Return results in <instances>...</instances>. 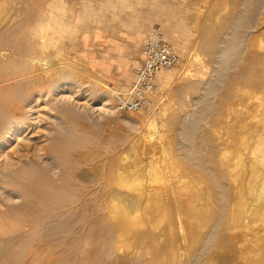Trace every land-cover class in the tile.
I'll return each mask as SVG.
<instances>
[{"label": "rangeland", "instance_id": "374dc122", "mask_svg": "<svg viewBox=\"0 0 264 264\" xmlns=\"http://www.w3.org/2000/svg\"><path fill=\"white\" fill-rule=\"evenodd\" d=\"M23 1L24 0H7L5 5L6 10L9 11V13H17L18 9L20 10L21 7L23 8L27 4V2L24 3L25 1ZM75 1L72 3L73 6L75 5V8L70 5L73 10L68 6L70 9H67V13H65L68 14L70 11V14L78 15L79 17L81 16L83 18V23L75 20L72 22L73 24L71 23L70 25L79 27L82 24L81 26L83 27V32L80 34L82 38V46L78 47V50L80 49L81 52L79 50L77 52L78 54L75 53L69 56V62L72 63L69 64V68L63 69L65 71H63V76L59 77V75L51 74L48 76L50 78L45 79L47 76V69L45 70V66L43 67L40 63H38V60H40L42 57H47V55L35 50L36 47L30 40H28L26 43V37L19 33L25 29V26L18 25L16 30H21L15 31L17 32L15 33L16 35H14L15 38L13 41L11 40V43H14L15 40V45L17 44L16 46L27 49L24 51L25 57L22 58L15 55L16 61H14L15 63L12 64H15V72L19 73L15 74L16 77L20 76V79L16 81L14 85L12 84V87L15 86V89H17L15 90L16 94L18 93V95L15 94V97L17 96L19 100L22 98L21 101L24 99V101L21 102L22 110H19L17 113H15L17 114L16 119L19 118L16 120L19 124L16 126L17 130L14 131L10 137H6V134H4L3 139H0V264H109L107 257H103V253L108 247V242L110 239V243H112V236H107L106 233H103L99 235L98 239L95 241L94 237L92 236L94 230L106 232L109 229H106L105 225H101V222H99L101 221L99 217L91 216L90 214L88 215L87 213L90 212L87 210L93 206L96 209L99 207L97 209L99 211L104 208L103 185L107 169L109 166H116L121 158L122 153L128 150L130 147V142L134 140L137 141V138L141 133V129L139 130L138 123L132 118L136 113L119 114L113 101L114 96L107 93L105 91L106 89L103 88H105V84H108L114 87L116 91L129 83V81L133 78L139 63L137 55L140 46L148 39L156 36V34L163 35L170 43L172 48L178 53L180 58L179 62L175 66L165 69V71L171 69H180L183 61L185 62L186 57H188L187 55L191 54L189 56L191 57L193 54V51L190 50V48H185L184 50L180 49V51L176 50L165 32L160 30L162 25H167L166 22H168V19L172 17V11L170 10L167 13H164L161 8H155L156 2L154 0H128V5L126 7L123 6L125 0H111L112 6H114H109L107 9L106 4H109L110 0H91V4L94 6L91 8L89 7L87 9V13L85 14H83L80 9L82 3L78 0ZM256 1L259 3V0H247V5L245 4L246 2H243L238 8H230L229 10L223 9V16H229L232 18L229 19L225 24V21H218L220 19H217L218 23L215 21L216 23H213L214 25L212 24V31H209V36L210 40H214L216 46L208 43L209 47H202V49H200V53L202 52L203 54L201 53L199 58L195 60L196 63L193 58L194 56H192L193 69L191 72H189L190 74H183L184 77L181 78L182 88L178 89L174 88L177 86H173V88H171L173 90L172 97H166L167 99L165 98L164 103L161 104L163 107H167V105H169L168 116L175 120V125L171 133L166 137H163L161 143H159L157 147L152 144L153 147L151 146L149 151L151 150V154L158 162L162 159L168 160L172 158V161L175 162L173 166L174 169L172 173H167L166 177H168L169 181H172L173 183H176L181 177L185 180V182H190L188 183L189 187L195 184L196 186L190 187L193 190L192 191L190 189L189 191L191 196V191L194 195V191L199 189L196 191V194L199 193V191L201 192L199 194L202 197L204 196L202 201L205 198L207 201H204V205L207 209L209 208L208 210L206 209L207 211L203 209V213L209 212L207 215L208 217L205 216V213L202 214V212H200V216L202 218L204 217L206 220H204V218H200L202 220L192 223L195 228L201 229H199V232L196 234L191 246H189L185 252L182 250L184 253L181 252L182 256L180 254V261L182 260L181 264H201L202 259H204L206 256L205 252L208 256L211 254L209 252H213L214 249H216L215 247L218 244V237L220 235L219 231H222L220 227L222 228V225H224L225 221L228 222H226L225 226L232 224V222L235 223L230 217V212L232 211L230 209H237V207L231 204L232 198H230V184L232 182L230 180V176L232 174L230 171L235 166V162L234 160H226V158L223 157V154H221L225 150H221L222 146L221 148L219 147L223 142H226L225 139L229 137L226 134V130L229 131V129H226V127L231 128L233 131L232 128L235 126L236 121L234 120L235 112L233 110L229 111V109H226V101H229V96L236 92V89L234 88L237 84V87H243L241 86V83H248L247 81H243L241 77L242 73H245V69L247 68V64L244 63L241 54L249 43L248 36H250V33L253 31L250 29V27L252 28L254 21H257V19L254 20V18L257 17L256 15H259L257 13L261 9L257 8L258 3ZM263 1L264 0H262V2ZM250 3L253 5L255 4L256 7ZM77 6L79 7V10ZM258 6L260 7L261 4ZM108 10L110 11L109 13ZM181 13L188 19L183 24V26L194 28L193 13L187 12L185 10H181ZM98 14L100 17H98ZM106 15H109L108 17L110 19H108V17L105 18ZM133 15L134 18L136 20H140V23L145 27H148L145 24L147 20H151V24L154 25V27L152 26L151 29L147 30L146 28L143 30L137 29L136 32H134L135 30L133 29L132 33L143 35L141 36V39H139V41L135 44L132 43L128 35V33H131L128 30V27H132V22L130 19L133 18ZM121 16L124 21L122 20ZM117 18L119 19L117 20ZM48 19L49 18H47L45 21ZM102 20H104V22H102ZM108 20L110 23H108ZM234 23H236L235 26ZM212 35L213 37L211 38ZM237 35L240 36L239 39H237ZM98 37L100 39H98ZM221 39L222 42L220 43ZM182 40L183 44L187 45L188 40L186 37H184ZM237 40L240 47L237 43H235ZM26 44L27 47H25ZM210 45L212 46L211 49ZM30 49H33L34 52H32ZM215 49L218 51L216 52ZM212 50L215 52H213L215 56L212 54ZM219 50H223V52L221 51L220 53ZM34 53L37 54V60H34L36 58L32 57V55L34 56ZM41 53L43 56H41ZM30 54L32 60L30 59ZM76 54L78 55V58L76 57L77 59L75 61L74 57ZM212 55L214 56L213 58H211ZM236 55H239L238 58ZM38 56H40V58ZM234 59L237 61V63H234ZM225 60L227 63L224 62ZM206 61H208V63ZM0 62V67H5L6 63L2 61ZM2 63L3 66H1ZM203 63L208 65L205 66ZM219 63H221V66L215 65ZM37 64H39L38 67ZM71 64H73L72 66L77 65V68L72 67ZM231 64L238 65L233 66ZM9 65L10 64L7 63L6 67H9ZM243 65L245 66L244 69L242 67ZM200 67L202 68L199 69ZM203 67L205 70H203ZM223 67H226L225 70ZM72 68L73 70L77 71H72ZM233 68L239 71L235 72L236 70H232ZM78 69L81 71L83 70V72L80 73L81 71H78ZM223 72L227 73L223 74ZM93 73L95 78H97L100 83L98 81L93 82L90 80V76H92ZM225 74L228 77L224 76ZM237 74L240 76L237 77ZM259 75L260 77L262 76V74L258 73L257 76ZM221 76H224V78ZM42 79L43 85L40 82ZM238 79H240L239 82H237ZM226 80H228L227 83ZM36 81L40 83L41 87L39 84L38 86L37 84H34ZM32 83L35 85L34 87L32 86ZM44 83L47 84V86L44 85ZM233 83L236 85L233 88L230 86L232 89L228 87L229 84ZM238 92H236L237 96L234 94V99L238 97ZM0 94L2 93L0 92ZM159 94L160 92L158 93L157 91L158 96ZM0 100L2 101L0 103V105H2L1 108H4H0V113H2L3 117L7 115L9 110L8 108L5 109L6 106L3 99ZM161 106H154L150 110L151 112L154 111L153 113L156 114V112L162 110ZM148 111V109H145L143 110V113H148ZM151 112L149 111V113ZM22 119L24 123H22ZM227 124L229 125L227 126ZM211 129L216 132H213ZM231 133L230 140L233 138V140H231L233 143L236 142V139L238 142V135L236 136L235 132H233L235 133L234 135ZM219 135L220 137H227H225V139L221 137L220 139L218 138ZM219 139L221 141H219ZM230 140L229 142L231 143ZM233 153H236V150ZM150 155L145 153L143 154L144 158ZM227 161L229 164L233 163L228 165L229 167L227 166L228 169L233 166L231 170H228L226 167V164L228 163ZM6 163L9 164L7 165ZM13 163L15 164L13 165ZM160 164L162 165V163ZM225 168L227 169L228 173H230V176L228 173H225L227 172ZM196 169L199 171L201 170L200 172L198 171V173L201 175H199L201 178L196 179L194 178L193 174H190ZM9 170L11 173H9ZM43 175L46 181L43 179ZM256 175L260 176V173H257ZM256 175L255 177H257ZM262 175L263 174H261V176ZM192 176L196 180H194ZM261 176L256 179H263L264 175L263 177ZM201 179L202 182H200ZM253 179L254 178H252V181H254ZM161 183L163 185V181ZM258 183L260 182L258 181ZM262 183H264L263 180ZM260 184L257 185L259 186ZM248 185L249 188L245 185L246 191L244 190V195H242L241 198L244 203L247 201L246 203H249L248 205H250V201L253 200L254 197L256 198V196L253 194L260 196L261 190L258 191L259 187L257 185L256 187L254 186L258 191L257 193L255 189L251 188L250 184ZM83 187L87 188L84 189L85 191L83 193L81 192L82 194L76 191L78 188ZM262 187H264V184ZM212 194L213 196H210ZM246 194L250 196L251 199L247 197ZM252 195L254 197H251ZM237 196L238 194L236 193V195H234V199ZM259 196L256 198L257 201L260 199ZM263 196L264 194L260 196L262 198L260 201L264 199ZM76 197L78 199L77 201L80 203L79 206L83 207H80L81 210L83 209V214L87 215L83 216V214H80V217L78 216L75 219L76 222H74L69 211V213L65 212L62 216V213L59 212L60 209H56V207H61L57 206V203L60 200H68V198L75 200ZM196 197L194 195L193 199H191L197 200L198 197ZM79 199L82 200L79 201ZM256 199H254L252 202L253 204L251 203V206L254 205V202L257 204ZM260 201L258 202L260 203ZM262 203L257 204V206H262L261 208H264V201H262ZM66 208L67 210L69 209L68 207ZM50 214H57L58 217L56 219L54 218L47 220L46 216L49 217L51 216ZM251 218L250 219L252 221L253 219L256 220L255 216L254 218ZM257 218L260 217L257 216ZM182 219L186 220V217L183 215ZM250 219L249 221H251ZM74 224L77 225L76 228L74 227ZM261 228L263 229L262 226ZM253 242V248H256L257 246L259 247L255 241ZM260 248L261 247L257 248L256 252L260 255H262V252L264 255V250L261 249V251ZM94 249L100 251H93ZM247 262L249 264H257L261 263L262 261L257 260L256 255L253 253ZM128 264L134 263L131 261V263Z\"/></svg>", "mask_w": 264, "mask_h": 264}, {"label": "bare ground", "instance_id": "6f19581e", "mask_svg": "<svg viewBox=\"0 0 264 264\" xmlns=\"http://www.w3.org/2000/svg\"><path fill=\"white\" fill-rule=\"evenodd\" d=\"M24 1L23 2L24 3L27 2L28 5L24 4L25 6L23 8L21 7L20 10L18 9L17 13H15V12L9 13V11H7L6 7H5L7 0H0V61L5 62L6 64L7 63L10 64L9 67H6V64H5V67H0V92L2 93V94H0L2 96V98L0 96V99H3V101L5 102V106H6L5 109L8 108V110H9L8 113L10 112L9 115L7 113V115L3 116V117H2V113H0V139H3L4 134H6V137H10L13 134V132L17 130L16 126L19 123H17L16 120H18L19 118L16 119L17 114H15V113H17V111H19V110H22L21 102L24 101V99H23V101H21L22 98H20V100H19L17 98V96L15 97V94H16L15 90H17V89H15V86L12 87L15 84V82L20 79V76L16 77V75H15L18 73V72H15V66H14L15 64L12 65L13 63H15L14 61H16L15 55L23 58V57H25L24 51H25V49H27V48H22V47L16 46L17 44L15 45V40H14V43H11L13 41V39L15 38V36H14V35H16L15 33H17L15 31L21 30V29L16 30L18 25L25 26V29L23 28L24 30L22 32L20 31L19 33H21V35H24L26 37V40H25L26 43L28 42V40H30L36 47V49L35 48H33V49L44 53V55H47V57H42V58H40V56H38L40 58V60H38V63H40L43 67L45 66V68H44L45 70L47 69V71H46L47 76L45 75L46 76L45 79L50 78L48 76H50L51 74L52 75H59V77L63 76L62 75L63 71H64L63 69L69 68L70 67L69 64L72 63V62H69V60H70L69 56L77 53L80 50V49L78 50V47L82 46V38L80 35L81 32H83V27L81 26L82 24L81 25L79 24L80 25L79 27L70 26V25L75 20L80 21V23H83L82 22L83 18L81 16L79 17L78 15L70 14V11L68 13L69 15L66 14L67 9L68 10L70 8L72 9V7H70V5H72V3L75 0H68V1L67 0H27V1L24 0ZM78 1H80L82 3L80 9H81L83 14L87 13V9L89 7L91 8L94 6L91 4V0H78ZM119 1H121V0H119ZM123 1H122V3H123ZM154 1L156 2L155 8H158V9L161 8L164 11V13H167L170 10L172 11V14H171L172 17L171 18L169 17L170 19L167 18L169 23L166 22L167 25L166 24H164L165 26L162 25L160 30L165 32V34L168 36L169 40L173 43L176 50L180 51V49L184 50L185 48H188V49L190 48V50L193 51L192 56H194L193 58L195 61L201 55L202 52L200 53V49H202V47L203 48L209 47L208 43L216 46L214 40H212V39L210 40V36H209V34H210L209 31H212V24L213 23L215 24L217 22V19H220L218 21H221V20H222V22L225 21L224 22V24H225L226 22H228L229 19L232 18V17L230 18L229 16H227V17L223 16L224 15L223 9L229 10L230 8L231 9L232 8H238L243 2H246L247 0L246 1L245 0H154ZM260 2H262V0L261 1L259 0V3L257 2L258 5L261 4L260 7L257 5V8H259V9L261 8L259 10L260 12L258 11V13H257L259 15H256L257 17L254 18V20L257 19V21L256 22L254 21V24L252 23L253 26L251 25L252 28L250 27V29H252L253 31L250 33V36H248L249 41L246 40L249 43H248L247 47L245 46L246 47L245 49L243 48L244 50L242 49L243 51L241 54L242 59L244 60V63L247 64V65L245 64L247 66V68L245 69L246 71H245V73H242L241 77H242L243 81H247L248 83L247 82H246L247 84L241 83V86H243V87H237L238 84L236 85L234 83L229 84V86L227 85L228 87L231 86L232 88L236 85L234 89H236V92L241 91L242 94H241V92H238V97H236L235 99H234V94L236 95V92L232 93L233 95L229 94L230 99H229V101H226L227 102V106H226L227 108L226 109H229V111L233 110L235 112V115H234L235 116L234 120H236L235 126L232 128L233 131L231 130V128L226 127V129H229V131L225 129L227 132L226 134L229 137L224 135L225 137H227V139H225V137L221 136L222 138H224L226 140V142H223L222 145H220V147L218 146L220 143L217 145L219 148H221V146H222L221 150H223V149L225 150V151L223 150L224 152L221 151V152H223L221 154H223V157H225L226 160H228V161L234 160V162H235V166L234 167L232 166L233 168L230 167L229 169H228V167H229L228 165L233 164V163L229 164V162L227 161L228 163L226 164V167L228 166L227 167L228 170H231V168H232V170L230 171L232 173L231 176L229 175L230 173H228L226 168L225 169L227 172H225L223 169V171L225 173H228V175L231 178L230 180L232 181L230 184V187H231L230 188L231 189L230 190L231 191L230 192L231 193L230 198H232L231 204H233L235 207H237V209L236 208L230 209V210H232L230 212V215H231L230 217L235 222V223L232 222V224H235V225L228 224L227 226H225L226 222H227V221H225L224 225H222V228L220 227V229H222V231H219L220 235L218 234L219 237H218V244L215 247L216 249H214V251L211 250L213 252H209L211 254L208 256H207V253L205 252L206 256L205 257L203 256L204 259H202L201 264H249L247 261L250 259L251 255L253 253L256 255L257 260L262 261L261 263H257V264H264V255L261 252L262 250H264V208H261L262 206H260V205H259L260 207L257 206V204H260V203H262V201H264V199L260 201V199H262L260 196L264 194V187H262V185L264 184V183H262V180L264 182V178L263 179H261V178L256 179V178L260 177L261 174L264 175V1L262 3H260ZM145 3H147V2H145ZM113 4H114V2H113ZM143 4H144V2H143ZM245 4L247 5V2ZM127 5H128V0H125L123 6L126 7ZM251 5H253V4H251ZM68 6L70 8H68ZM109 6L110 7L114 6V5L112 6L111 0L109 1V4L108 3L106 4V9ZM148 6H149V4H148ZM255 7H256V5H255ZM73 8H75V5L73 6ZM77 8L79 10L78 6H77ZM92 10H95V9H92ZM181 10H185L187 12L193 13V16H194L193 27L194 28L183 26V24L188 19L182 15ZM248 10H249V8H248ZM255 11H257V10H255ZM73 12H75V11H73ZM109 12L110 11L108 10V13ZM117 13H118V11H117ZM117 13H115V14H117ZM83 14H82V16H83ZM92 14H93V12H92ZM108 16L109 15H106L105 18ZM254 16H255V14H254ZM98 17H100V15ZM115 17H116V15H115ZM132 17H133L132 19L129 18L130 21L132 22L131 23L132 27L131 26L128 27V30L131 32V33H128V35H129L132 43L135 44L136 42L139 41V39H141V36H143V35H137L135 33H132L133 29L135 30L134 32H136L137 29L143 30L144 28H146V30H147V29H151L152 26L154 27V25L151 24V20H147L145 24L148 27H145L143 24L140 23L141 22L140 20H136L134 18V15ZM150 17H151V15H150ZM244 17H246V16H244ZM47 18H49V19L47 21H45ZM89 18H90V16H89ZM119 18H120V16H119ZM119 18H117V20ZM121 18H122V16H121ZM164 18H166V17H164ZM101 19H102V15H101ZM108 19H110V18L108 17ZM124 19H126V18H124ZM122 20H123V18H122ZM164 21H165V19H164ZM102 22H104V20H102ZM102 22H100V23H102ZM113 22H115V21H113ZM235 22H236V20H235ZM97 23H98V21H97ZM108 23H110L109 20H108ZM235 24L236 23H234V26H235ZM85 26H87V25H85ZM89 30H90V28H89ZM88 33H90V32H88ZM238 35L236 36V37H238L237 39H239V37H240ZM184 37H186V39L188 40L187 45L183 44L182 39H184ZM208 37H209V39H208ZM212 37H213V35L211 36V38ZM98 39H100V38L98 37ZM241 39H242V37H241ZM22 40H23V38H22ZM128 41L131 42L130 40H128ZM221 42H222V39H221L220 43ZM223 43H224V41H223ZM235 43L238 44L239 43L238 40L235 41ZM24 44H25V42H24ZM233 44H234V42H233ZM227 45H225V46H227ZM225 46H224V48H225ZM238 46H239V44H238ZM25 47H27V44L25 45ZM211 48H212V46L210 47V49ZM213 48H215V47H213ZM230 48H231V46H230ZM230 48H229V50L231 51ZM33 49H30V50H32V52H34ZM215 51H216V49H215ZM221 51L223 52V50H221ZM221 51H220V53H221ZM232 51H234V50H232ZM80 52H81V50H80ZM213 52L214 51L212 50V54L215 53V52L214 53ZM209 53H211V52H209ZM77 54L74 57L75 61L78 58ZM136 54H137V52H136ZM190 55L189 54L187 55L188 57H186L185 62L183 61L180 69H178V70L171 69V70H167V71L163 70L157 74V79H158V80L156 79V83H158L157 91H158V93L160 92V94H159V96L157 95L153 105L148 108V110L150 112H151L150 109H152V107H154V106L160 107L161 104L164 103L166 97H172L173 90L171 88H173V86H177L174 88H178V89L182 88L181 78L184 77L183 74L184 75L188 74L193 69L192 68V65H193L192 56L189 57ZM216 55H217V53H216ZM224 55H226V54H224ZM227 55H229V54H227ZM29 56L31 57V54ZM41 56H43V54ZM214 56H215V54H214ZM214 56L212 55L211 58H213ZM236 56L238 58L239 55H236ZM32 57L36 58L37 54L34 53V56L32 55ZM32 57L30 58L31 60H32ZM225 57H227V56H225ZM221 58H222V56H221ZM237 58H235V59H237ZM26 59H27V56H26ZM72 59H73V57H72ZM34 60H37V58ZM67 60H68V62H67ZM199 61H200V59H199ZM32 62H34V61H32ZM202 62H204V61H202ZM206 62L208 63V61H206ZM224 62L227 63L226 60ZM195 63H196V61H195ZM234 63H237V61L235 60ZM38 65L39 64H37V67H38ZM72 65L73 64H71V66ZM207 65L208 64H206L205 66H207ZM215 65L221 66V63L215 64ZM231 65L235 66L238 64H231ZM1 66H3V63ZM76 66H72V67H76ZM200 66H203V65H200ZM39 67H41V66H39ZM242 67L244 69L245 66L243 65ZM131 68H132V66H131ZM201 68L202 67H200L199 69H201ZM225 68H224V70H225ZM235 68H233L232 70H234ZM79 69H78V71H81ZM207 69H209V68H207ZM45 70H44V72H45ZM71 70L75 71V70H73V68ZM203 70H205L204 67H203ZM238 71L236 70L235 72H238ZM41 72H43V71H41ZM82 72H83V70L80 73H82ZM198 72H200V71H198ZM224 73H227V72H223V74ZM258 73L262 74V76L261 77H260V75L257 76ZM71 76H72V74H71ZM76 76H74V77H76ZM224 76H227V75L225 74ZM224 76H221V77L224 78ZM239 76L237 74V77H239ZM90 78H91L90 80L93 82L94 81L99 82V80H97V78H95L94 73L92 76H90ZM79 79H81V78H79ZM126 79H129V78H126ZM240 79H238L237 82H239ZM87 80H88V78H87ZM227 81L228 80H226V83H227ZM40 82L42 84L43 79ZM29 83H31V82H29ZM34 84H37V86H38V84L40 85V83L38 81H36ZM34 84L32 85L33 87L35 86ZM91 84H93V83H91ZM96 84H98V83H96ZM44 85L47 86V84H45V83H44ZM21 87H24V86H21ZM25 87H27V86H25ZM40 87H41V85H40ZM104 87L105 88H103V89H106L105 91L107 93H109L112 96H115L117 90L115 91L114 87H112L111 85H108V84H105ZM101 88H102V86H101ZM231 89H229V90H231ZM224 90H225V88H224ZM184 93H185V91H184ZM227 93H226V95H227ZM23 94H24V92H23ZM16 95H18V93ZM210 97H211V95H210ZM227 97H226V99L228 100ZM222 100H224V99H222ZM1 102L2 101L0 100V103ZM1 106L2 105H0V108H1ZM161 107H162V110H160V111L158 110L159 112H156V114L153 113L154 111L151 113H149V111H148V113L144 112L145 114L143 113V111H140V112H137L136 114L133 115L132 118L138 123L139 130L141 129L140 130L141 133H140L139 137L137 138V141L131 140L132 142H130L131 143L130 147L128 148V150H126L125 152L122 153L121 158L118 161V163L116 164V166H109V168L107 169V172H106V175L104 178V185H103V187H104V192H103L104 208L102 207L103 209L99 211V210H97L99 207L96 209L93 206L87 210L88 212H90V213H87L88 215L90 214L91 216L99 217L101 220V221H99V222H101V225H105L106 227L105 226L104 227L106 229H109L106 232L105 231L100 232V231L94 230L93 234L92 233L91 234L94 237L95 241L98 239L99 235H101L103 233H106L107 236H112V243H110L111 239H110V241L108 240L109 245L103 253V257L104 256L107 257L109 264H128V263H131V261H133L134 264L135 263L136 264H181V261H182V260L180 261L181 252L184 253L185 250H187L188 247L191 246L193 240L195 239L196 234L199 232V229H201L199 227H198L199 229L195 228V226L192 225V223H195V222L202 220L204 218V217L202 218L200 216L201 215L200 212H202V214L205 213V216H207L209 213V212L203 213L204 210L207 211L209 208L207 209L206 206L204 205L205 204L204 201H207V200H205V198H204V200L202 201V198L204 196L202 197L199 194L201 192L199 191V193L196 194V191L199 189L194 191L195 197L196 196L198 197V198L196 197L197 200H192L194 195L192 192L193 190L190 187L196 186L195 184H193V186L189 187L188 183H190V182H188V183L185 182V180L181 177L177 181L178 183L176 182L177 183L176 184V183H173L172 181H169L168 177H166V174L172 173L173 169H174L173 166H174L175 162L172 161V158L168 159V160H163V159L161 160L160 159L161 161L158 162L156 160V158L153 157V155L151 154V152H150L151 150L149 151V148H151L152 144H154V146L157 147L158 144L161 143L163 137H166L167 135H169L171 133V131L175 125V120L172 117L168 116L169 105H167V107L166 106L165 107L161 106ZM1 109H4V108L2 107ZM211 113H213V112H211ZM229 113H231V112H229ZM5 114H6V112H5ZM228 116H230V115H228ZM231 122H233V121H231ZM22 123H24L23 119H22ZM228 125L229 124H227V126ZM230 131L232 133L233 132L236 133V134L233 133V135L234 134L236 136L238 135V137H237V138H239L238 142H237V139H236V142H234V143L231 141V140H233V138L230 140V138H231V135H230L231 132ZM213 132H216V131H213ZM223 132H225V131H223ZM221 137L219 135L218 138L221 139ZM220 139H219V141H221ZM229 140L231 141V143L229 142ZM6 141H4V142H6ZM235 143H237V144H235ZM15 150H16V148H15ZM235 150H236V153H233V152H235ZM48 152H49V150H48ZM144 153L147 155H150V154L151 155L144 158V156H143ZM160 163H162V165ZM6 164L8 165L9 163H6ZM10 164H11V162H10ZM14 164L15 163H13V165ZM163 164H164V166H163ZM4 166H3V168H4ZM6 168H8V167H6ZM9 168H10V166H9ZM195 168H190V169H195ZM193 171L194 172H192L190 174H193L194 178H196V179L201 178L200 177L201 175L198 173L199 170L196 169ZM9 173H11V171ZM257 173H260V176H257L256 175ZM14 175H12V176H14ZM255 175L257 177H255ZM263 175L261 177H263ZM15 177H17V176H15ZM43 177H44V175H43ZM192 178H193V176H192ZM252 178H254L253 179L254 181H252ZM43 179L45 180V177ZM90 179H89V182H90ZM196 179H194V180H196ZM255 179L257 181V184L262 183V184H260L261 186L260 185L258 186L256 184ZM166 180H167V182H166ZM162 181H163V185L161 183ZM258 181L260 183H258ZM35 182H36V180H35ZM200 182H202V179ZM191 183H194V182H191ZM159 184H161V185H159ZM248 184H250L252 189H255V187L257 185L259 187L258 191L261 190L260 196L257 194L256 195L253 194V191H252V194L254 196H256V198L259 196L260 199L258 198L259 199L258 201H260V203L257 201V199L253 195L251 197H254V198L250 202L252 203L254 201V199H256L257 204L254 202V205L251 206V203H250V205H248L249 203L247 204L246 203L247 201L245 203H244V201H242L241 197H242V195H244V192L246 191L245 185L248 186V188H249ZM86 188H84V187L78 188V190H76V191L83 193L85 191L84 189H86ZM190 189L192 190L191 191L192 196L189 192ZM195 189H196V187H195ZM255 191H257V189H255ZM258 191H257V193H258ZM207 192H206V194H207ZM236 193L238 194V196L234 199V195H236ZM247 194L250 195L249 193H247ZM202 195H204V194H202ZM248 195H247V197L250 198V196H248ZM210 196H213V194ZM243 198H244V196H243ZM77 200H78L77 197L75 198V200L69 199V198H68V200H65V199L62 201L60 200L57 203L58 204L57 206H61V207L60 208L56 207V209H60L59 212L62 213V216L65 212L69 211L71 214L70 216L72 217L74 222H76L75 219L80 214L82 215L84 213V212H82L83 209L81 210V208H80L82 206H79L80 203ZM80 200H82V199H79V201ZM249 200H248V202H249ZM66 207H68L69 209L67 210ZM50 209H52V208H50ZM57 214H58V212H57ZM57 214H53V215L50 214L51 216H49V217L46 216L47 220L48 219H54V218L56 219L58 217ZM87 214H85V215H87ZM85 215L83 214V216H85ZM183 215L186 217V220L182 219ZM254 216L256 217V220L253 219V221H252L251 217L254 218ZM257 216H259L260 218H257ZM200 218H202V219H200ZM249 219L251 221H249ZM45 220H46V218H45ZM95 220H96V218H95ZM204 220H206V219L204 218ZM43 223H44V221H43ZM205 224H206V222H205ZM96 226H98V225H96ZM261 226L263 227V229L261 228ZM74 227L76 228L77 225L74 224ZM105 239H106V237H105ZM253 241H255L257 243V245H259V247H261L260 250L261 249L262 250L259 252H261L262 255H260L256 252L257 248H259L258 246L256 248L252 247L254 245ZM89 243H90V241H89ZM106 245H107V243H106ZM202 250H204V249H202ZM93 251H98V250L94 249ZM181 256H182V254H181ZM184 260H185V258H184Z\"/></svg>", "mask_w": 264, "mask_h": 264}, {"label": "built area", "instance_id": "2783aa9c", "mask_svg": "<svg viewBox=\"0 0 264 264\" xmlns=\"http://www.w3.org/2000/svg\"><path fill=\"white\" fill-rule=\"evenodd\" d=\"M133 78L117 90L113 101L120 114L137 113L151 107L157 97V74L175 66L180 58L166 38L157 34L144 42L138 52Z\"/></svg>", "mask_w": 264, "mask_h": 264}]
</instances>
